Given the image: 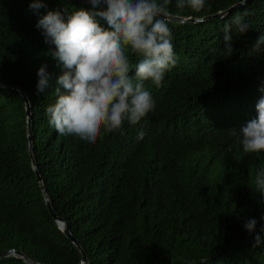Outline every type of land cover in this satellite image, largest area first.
I'll list each match as a JSON object with an SVG mask.
<instances>
[{"label": "trees", "instance_id": "16d2710c", "mask_svg": "<svg viewBox=\"0 0 264 264\" xmlns=\"http://www.w3.org/2000/svg\"><path fill=\"white\" fill-rule=\"evenodd\" d=\"M0 0V82L20 88L31 113L28 153L25 102L0 85V251L15 249L32 262L80 264H264V244L253 247L245 229L264 228V195L255 174L264 153H245L232 131L257 117L264 98V0H207L196 22L169 20L177 57L160 87L145 83L156 102L141 122L104 133L95 144L60 135L48 122L63 67L49 54L38 20L47 11L69 13L91 5L80 0ZM246 34L233 28V53L223 50L224 25L243 15ZM134 74L138 57H130ZM51 74L37 91V72ZM144 132L142 139L138 133ZM37 165L56 217L64 218L79 246L58 227L32 167ZM264 235V234H262ZM0 264H32L18 255Z\"/></svg>", "mask_w": 264, "mask_h": 264}, {"label": "clouds", "instance_id": "9594fccd", "mask_svg": "<svg viewBox=\"0 0 264 264\" xmlns=\"http://www.w3.org/2000/svg\"><path fill=\"white\" fill-rule=\"evenodd\" d=\"M90 10L69 13L47 11L37 22L45 43L54 46L50 55L63 67L54 89L56 100L46 108L49 124L60 135H72L95 144L104 133L123 134L125 123L136 126L155 110L156 102L145 83L160 87L165 74L175 68L177 57L169 20L173 0H86ZM247 0H240V6ZM30 10L47 8L44 0H32ZM207 0H175L177 10L201 13ZM243 15L224 25L223 50L233 53V28L241 36L249 30ZM174 16V15H173ZM203 19V17H200ZM264 46V35L254 50ZM138 57L134 74L130 57ZM47 65L39 68L37 91L50 85ZM257 117L239 132L232 130L245 153H264V98L256 105ZM144 132L138 133L142 139ZM255 190L264 195V169L255 174ZM256 220L244 227L253 235V247L264 244V228L256 232Z\"/></svg>", "mask_w": 264, "mask_h": 264}, {"label": "water", "instance_id": "95a60500", "mask_svg": "<svg viewBox=\"0 0 264 264\" xmlns=\"http://www.w3.org/2000/svg\"><path fill=\"white\" fill-rule=\"evenodd\" d=\"M80 1L83 2V3H85V4H88L86 2V0H80ZM239 5H240V2L234 4L230 8H234V7L239 6ZM229 9L224 10V11H218L214 15H209V16L203 17V19H201V18H190V17L183 18V17H180V16H173V15L170 17V19L179 20L181 22H189V21L196 22V21H202L205 18L209 19V18H212L213 16L222 17ZM0 85L3 86V87H7V88H11V89L17 90L20 93V95L23 97V100L25 102V111H26V115H27L26 128H27V139H28V153L31 154V151H32V143H31V135H32V130H31V113H30V105H29L27 96L18 87H15V86L9 85V84H5V83H2V82H0ZM32 167H33V169L35 171L36 178H37V180L39 182L40 188L42 190V193H43V196H44V199H45V202L47 204V208H48L50 214L56 218V222L58 224V227L63 231V233L68 238H70L72 240V242H73L74 245H76L77 247H80L77 239L69 231L65 219L64 218H60V217H56L55 211L53 210V207H52V204L50 203V200H49V198H48V196L46 194V191H45V189L43 187L42 178H41V176H40V174L38 172L37 165H36V163H35V161L33 159H32ZM11 254L18 255V256L22 257L25 261L31 262L32 264H41L39 262H32L27 256H25L23 254V252L18 251V250H15V249H6V250L0 251V258L5 257V256H8V255H11ZM81 254H82V260H81L80 264H87L88 261H87V258H86V255H85V252L83 251V249H81Z\"/></svg>", "mask_w": 264, "mask_h": 264}]
</instances>
